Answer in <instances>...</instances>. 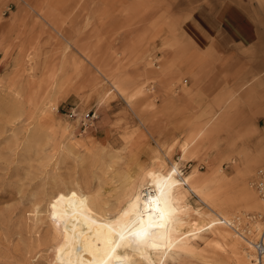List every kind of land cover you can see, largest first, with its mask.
Returning a JSON list of instances; mask_svg holds the SVG:
<instances>
[{
	"label": "rangeland",
	"instance_id": "rangeland-1",
	"mask_svg": "<svg viewBox=\"0 0 264 264\" xmlns=\"http://www.w3.org/2000/svg\"><path fill=\"white\" fill-rule=\"evenodd\" d=\"M247 1L264 16V0ZM179 8L180 0H0V264H53L59 192L90 193L112 216L150 168L178 163L195 208L202 193L227 219L264 213L250 184L264 166L262 54L193 49ZM70 105L95 110L94 125L84 131L66 116ZM201 221L191 248L134 261L255 264L244 241Z\"/></svg>",
	"mask_w": 264,
	"mask_h": 264
},
{
	"label": "bare ground",
	"instance_id": "bare-ground-1",
	"mask_svg": "<svg viewBox=\"0 0 264 264\" xmlns=\"http://www.w3.org/2000/svg\"><path fill=\"white\" fill-rule=\"evenodd\" d=\"M177 164L167 171L150 168L138 182H129L131 188L122 194L124 197L121 195L122 206L112 216H107L100 201L90 193L74 188L59 192L51 205L54 227L57 232L62 231L53 264H140L134 261L137 254L154 263L152 253L160 261L168 249L191 248L190 241L200 230L198 225L204 228L201 219L207 221L208 228H213L218 236L244 241L245 247L252 251L253 239L231 225L237 217L227 219L202 193L195 196L205 205L199 208L192 205L195 190L190 185V176H184ZM128 177L131 181L132 176ZM261 201L264 205L262 198ZM253 212L256 218L264 215ZM255 222L256 230L264 232V224ZM186 223L190 224L188 229L184 228ZM223 224L238 235L228 234ZM252 254L247 256L254 259Z\"/></svg>",
	"mask_w": 264,
	"mask_h": 264
},
{
	"label": "crops",
	"instance_id": "crops-1",
	"mask_svg": "<svg viewBox=\"0 0 264 264\" xmlns=\"http://www.w3.org/2000/svg\"><path fill=\"white\" fill-rule=\"evenodd\" d=\"M180 10L187 12L181 34L187 45L203 51L214 48L227 52L247 47L258 57L264 69V16L255 14L247 0H180ZM261 9V8H259Z\"/></svg>",
	"mask_w": 264,
	"mask_h": 264
},
{
	"label": "built area",
	"instance_id": "built-area-1",
	"mask_svg": "<svg viewBox=\"0 0 264 264\" xmlns=\"http://www.w3.org/2000/svg\"><path fill=\"white\" fill-rule=\"evenodd\" d=\"M65 114L70 119L78 121L80 127L83 128L84 131L93 126L98 118V114L95 110H88L85 112L81 110L78 105H70L67 107ZM250 184L264 200V166L260 167L256 171V174ZM255 221H257L255 215L248 213L237 217L235 222H233L231 225L234 229L242 233L248 239H253V261L255 264H264V232L263 230L260 232L256 230L257 223ZM252 233L255 234L256 237H252Z\"/></svg>",
	"mask_w": 264,
	"mask_h": 264
}]
</instances>
